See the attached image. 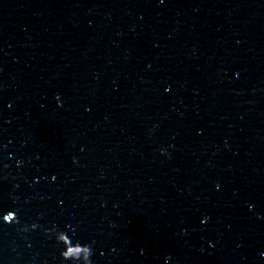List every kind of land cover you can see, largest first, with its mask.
Returning a JSON list of instances; mask_svg holds the SVG:
<instances>
[{
  "label": "water",
  "instance_id": "water-1",
  "mask_svg": "<svg viewBox=\"0 0 264 264\" xmlns=\"http://www.w3.org/2000/svg\"><path fill=\"white\" fill-rule=\"evenodd\" d=\"M85 243L264 264V0H0V264Z\"/></svg>",
  "mask_w": 264,
  "mask_h": 264
},
{
  "label": "clouds",
  "instance_id": "clouds-1",
  "mask_svg": "<svg viewBox=\"0 0 264 264\" xmlns=\"http://www.w3.org/2000/svg\"><path fill=\"white\" fill-rule=\"evenodd\" d=\"M3 221L5 222H8V221H12V222H15L14 220V213L13 212H9L7 213L6 215H4L3 217ZM36 227V224L33 223V224H30V225H27L25 228H22L21 230H27V228H35ZM43 231L45 233H52L50 229H47V228H44ZM53 237L54 239L59 243V233H55L53 234ZM81 248H82V255L80 257V259L83 260V264H90V260H89V257L91 255V247L88 243H85L83 245H81ZM59 256L61 258H63L64 260H68L69 257H67L64 253V250L62 248L59 249ZM75 259V258H73Z\"/></svg>",
  "mask_w": 264,
  "mask_h": 264
}]
</instances>
